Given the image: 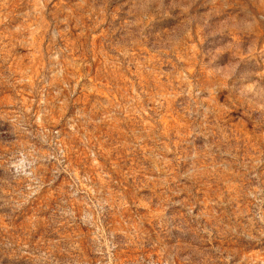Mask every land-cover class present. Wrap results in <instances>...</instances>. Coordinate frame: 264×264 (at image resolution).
I'll return each instance as SVG.
<instances>
[{
	"label": "rangeland",
	"instance_id": "obj_1",
	"mask_svg": "<svg viewBox=\"0 0 264 264\" xmlns=\"http://www.w3.org/2000/svg\"><path fill=\"white\" fill-rule=\"evenodd\" d=\"M0 264H264V0H0Z\"/></svg>",
	"mask_w": 264,
	"mask_h": 264
}]
</instances>
